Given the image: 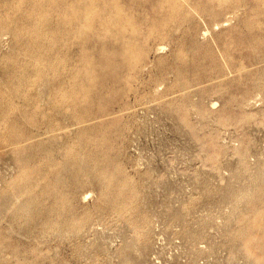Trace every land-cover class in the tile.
Here are the masks:
<instances>
[{
    "label": "rangeland",
    "instance_id": "1",
    "mask_svg": "<svg viewBox=\"0 0 264 264\" xmlns=\"http://www.w3.org/2000/svg\"><path fill=\"white\" fill-rule=\"evenodd\" d=\"M263 85L264 0H0V264H264Z\"/></svg>",
    "mask_w": 264,
    "mask_h": 264
},
{
    "label": "bare ground",
    "instance_id": "2",
    "mask_svg": "<svg viewBox=\"0 0 264 264\" xmlns=\"http://www.w3.org/2000/svg\"><path fill=\"white\" fill-rule=\"evenodd\" d=\"M137 1H138V0H137ZM135 2H136V1H135ZM159 5H160V4H159ZM207 6H208V5H207ZM41 22H42V21H41ZM40 25H42V24H40ZM45 25H46V23H45ZM47 25H48V24H47ZM51 31H52V30H51ZM194 34H195V30H194ZM37 35H38V34H37ZM188 36H189V34H188ZM197 36H198V35H197ZM247 36H248V34H247ZM18 37H19V36H18ZM37 37H39V36H37ZM184 37H185V36H184ZM184 37H183V39H184ZM186 37H187V36H186ZM56 38H57V37H56ZM195 38H196V36L193 37V40H194ZM243 38H244V37H243ZM244 39H246V38H244ZM37 40H38V39H37ZM178 40H179V38H178ZM181 42H182V41H181ZM37 43H38V42H37ZM182 44H183V42L181 43V45H182ZM185 44H186V43H185ZM181 45H180V46H181ZM208 45H210V44H208ZM208 45H207V47H208ZM180 48H182V47H180ZM182 49H183V48H182ZM179 58H180V57H179ZM30 62H31V61H30ZM59 62H60V61H59ZM180 64H181V63H180ZM218 67H219V66H218ZM242 67H243V66H242ZM243 68H244V67H243ZM219 70H220V68H219ZM219 70H218V72H219ZM24 74H25V73H24ZM38 77H39V75H38ZM40 77H42V76H40ZM188 77H189V76H188ZM186 78H187V77H186ZM41 79H42V78H41ZM187 79L189 80V78H187ZM34 80L37 81L38 79H37V80H36V79H33V82H35ZM189 81H190V80H189ZM185 82H186V81H185ZM36 83H37V82H36ZM24 84H25V83H24ZM189 84H190V83H189ZM34 85H35V84H34ZM240 85H241V84H240ZM31 86H32V85H31ZM36 86H37V85H36ZM32 87H33V86H32ZM243 87H244V86H243ZM262 87H264V85H263ZM262 87H261V88H262ZM248 88H249V87H248ZM49 89H50V88H49ZM41 92H42V91H41ZM48 94H49V93H48ZM37 95H38V94H37ZM51 97H52V96H51ZM34 98H35V97H34ZM53 98H54V97H53ZM28 99H29V98H28ZM32 99H33V98H31V101H32ZM37 99H38V98H37ZM56 99H57V97H56L54 100H56ZM52 100H53V99H52ZM53 102H54V101H53ZM55 102H57V101H55ZM55 102H54V103H55ZM173 102H174V101H173ZM58 103H59V102H58ZM211 103H212V102H211ZM213 103H214V105H215V104L218 103V102L215 101V102H213ZM27 104H28V103H27ZM29 104H30V103H29ZM218 104H219V103H218ZM214 105H213V107H214ZM219 105H220V104H219ZM41 106H43V105H41ZM216 106H217V104H216ZM1 107L3 108V105H2ZM5 110H6V107H5ZM5 110H3V112H7V111H5ZM46 110H47V109H46ZM37 111H38V110H37ZM1 112H2V110H1ZM1 112H0V113H1ZM3 112H2V113H3ZM1 116L3 117V116H5V115H2V114H1ZM5 117H6V116H5ZM31 117H33V116H31ZM3 119H4V117H3ZM0 127H1V126H0ZM0 130H1V129H0ZM32 131H33V130H32ZM82 131H83V130H82ZM84 131H85V130H84ZM1 132H2V131H1ZM6 132H7V130H6ZM7 133H8V132H7ZM13 134H14V133H13ZM6 135H7V134H6ZM18 135H19V134H18ZM18 135H17V136H18ZM33 135H34V134H33ZM5 137H8V136H5ZM5 137H3V138H5ZM1 138H2V137H1ZM3 138H2V139H3ZM16 139H17V137H16ZM3 140H4V139H3ZM12 140H13V139H12ZM5 141H8V140H6V138H5ZM5 141H4V142H5ZM0 142L3 143V141H0ZM6 143H8V142H6ZM0 144H1V143H0ZM34 144H35V143H34ZM248 144H249V143H248ZM3 145H4V144H3ZM7 146H9V145L7 144ZM7 146H6V147H7ZM30 147H31V146H30ZM33 147H34V146H33ZM4 148H5V147H4ZM35 148H36V147H35ZM41 149H42V148H41ZM100 151H101V150H100ZM248 151H249V150H248ZM106 152H107V151H106ZM260 152H261V151H260ZM48 155H49V154H48ZM101 157H102V156H101ZM241 160H242V159H241ZM260 160H261V159H260ZM50 161H51V159H49V162H50ZM55 161H56V160H55ZM56 162H57V161H56ZM56 162H55V163H56ZM58 162H59V160H58ZM237 163H238V162H237ZM61 164H62V163H61ZM261 164H262V163H261ZM56 165H57V164H56ZM56 165H55V166H56ZM57 166H59V165H57ZM31 167H32V166H31ZM31 167H30V168H31ZM59 167H60V166H59ZM39 168H40V167H39ZM40 169L42 170V168H40ZM54 169H55V167H54ZM30 170H32V169H30ZM38 170H39V169H38ZM38 170H37V171H38ZM234 170H235V169H234ZM27 171H28V170H27ZM37 171H35L34 174H35ZM39 171H40V170H39ZM28 172H29V171H28ZM32 172H33V170H32ZM40 172H41V171H40ZM42 172H43V171H42ZM121 172H122V171H121ZM121 172H120V173H121ZM46 173H47V171H46ZM49 173H50V172H49ZM49 173H48V174H49ZM48 174L45 175V173H42V175H45V177H46V176H49ZM37 175H38V173H37ZM37 175H36V176H37ZM42 175H41V176H42ZM34 176H35V175H34ZM41 176L39 177V175H38L39 178H42V179H43V176H42V177H41ZM261 177H262V176H261ZM39 178H37L36 180L40 181ZM46 178H47V177H46ZM46 178H44V180H45ZM50 178H51V175H50ZM256 179H257V177H256ZM36 180H35V181H36ZM52 180H53V179H52ZM42 181H43V180H42ZM42 181H41V182H42ZM46 181H47V180H46ZM46 181H45V183H46ZM49 181H50V180H49ZM49 181H48V183L50 184ZM17 183H18V182H17ZM39 183H40V182H39ZM259 183H260V182H259ZM34 185H35V184H34ZM38 185H39V184H38ZM44 185H46V184H44ZM129 185H130V184H129ZM40 186H41V184L39 185V188H41ZM47 187H48V185H47ZM51 187H52V186H51ZM51 187H50V188H51ZM53 187H54V185H53ZM53 187H52V188H53ZM22 188H23V186H22ZM45 188H46V186H45ZM45 188H44V189H45ZM48 188H49V187H48ZM54 188H55V187H54ZM54 188H53V189H54ZM23 189H24V188H23ZM38 191H39V190H38ZM54 191H55V190H54ZM209 191H210V190H209ZM3 192H4V191H3ZM20 192H21V191H20ZM24 192H25V190H24ZM52 192H53V191H52ZM57 193H58V192H57ZM60 193H61V192H60ZM129 193H130V192H129ZM208 193H209V192H208ZM38 194H39V193H38ZM137 194H138V193H137ZM250 194H251V193H250ZM53 196H54V195H53ZM59 196H60V195H59ZM61 196H63V193L61 194ZM42 197L44 198V196H42ZM219 197H220V196H219ZM43 198H40V200L43 199ZM57 198H58V197H57ZM60 198H61V197H60ZM63 198H64V196H63ZM134 198H135V197H134ZM263 199H264V198H263ZM69 200H70V199H69ZM44 201H45V200H44ZM64 201H65V198H64ZM23 202H25V201H23ZM65 202H66V201H65ZM51 203H52V202H51ZM58 203H59V202H58ZM58 203H57V204H58ZM7 204H8V203H7ZM43 204H44V202H43ZM43 204H42V205H43ZM45 204H46V203H45ZM45 204H44V205H45ZM47 204H48V203H47ZM47 204H46V205H47ZM49 204H50V203H49ZM49 204H48V205H49ZM66 204H67V203H66ZM242 204H243V203H242ZM46 205H45V206H46ZM53 205H54V204H53ZM60 205H61V204H60ZM62 205H64V204H62ZM237 205H238V204H237ZM243 205H244V204H243ZM36 206H37V205H36ZM70 206H71V205H70ZM61 207H62V206H61ZM2 208H3V207H2ZM35 208H36V207H35ZM6 212H7V211H6ZM30 212H31V211H30ZM65 212H66V211H65ZM177 212H178V211H177ZM54 213H55V212H54ZM0 214H1V213H0ZM2 214H3V213H2ZM43 214H44V213H43ZM70 215H71V213H70ZM175 215H176V214H175ZM42 216H43V215H42ZM48 216H49V215H48ZM50 216H51V215H50ZM52 216H53V215H52ZM181 216H182V215H181ZM66 217H67V216H66ZM175 217H177V215H176ZM35 220H36V219H35ZM59 220H60V219H59ZM64 220H65V219H64ZM67 220H68V219H67ZM71 220H72V219H71ZM69 222H70V221H69ZM37 223H38V222H37ZM131 225H132V224H131ZM135 227H136V226H135ZM226 231H227V230H226ZM187 232H188V231H187ZM192 232H193V231H192ZM82 233H84V231H83ZM196 233H197V232H196ZM39 234H40V232H39ZM187 234H188V233H187ZM190 234H191V232H190ZM199 234H200V233H199ZM48 235H49V234H48ZM71 235H72V234H71ZM84 235H85V234H84ZM66 236H67V235H66ZM187 240H188V239H187ZM193 241H194V240H193ZM121 248H122V247H121Z\"/></svg>",
    "mask_w": 264,
    "mask_h": 264
}]
</instances>
